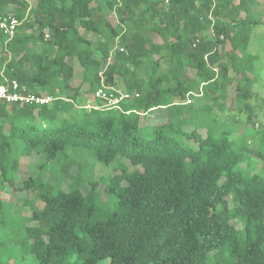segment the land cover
Returning <instances> with one entry per match:
<instances>
[{
	"label": "trees",
	"instance_id": "obj_1",
	"mask_svg": "<svg viewBox=\"0 0 264 264\" xmlns=\"http://www.w3.org/2000/svg\"><path fill=\"white\" fill-rule=\"evenodd\" d=\"M257 1L0 0L20 21L0 34V85L34 96L0 97V188L23 156L59 170L23 179L43 202L31 215L0 198V264H264ZM103 81L132 98L77 103ZM98 164L115 173L96 180Z\"/></svg>",
	"mask_w": 264,
	"mask_h": 264
},
{
	"label": "rangeland",
	"instance_id": "obj_2",
	"mask_svg": "<svg viewBox=\"0 0 264 264\" xmlns=\"http://www.w3.org/2000/svg\"><path fill=\"white\" fill-rule=\"evenodd\" d=\"M254 8L256 10L261 9L262 12V19L263 22L261 25L256 26L251 37V42L249 45V50L252 54L258 55V58H256L254 62V78H253V98L251 100V105L254 108L255 116L257 119V123L254 124L255 127L258 129H264V0H258L255 4ZM96 46V44L93 45V47ZM81 77V76H80ZM88 86V85H85ZM117 90L123 91L124 86L122 83H120L118 86L115 87ZM96 92H86L83 91L80 95V99L77 103L81 105H85V107L90 108L91 105L95 104L96 102ZM47 99V98H46ZM49 99H47L48 101ZM193 105L199 104L200 102L197 101V97H192ZM228 105L235 106V101L233 98L228 99ZM246 110H241L239 113V116L237 117V121H242L243 123L237 124L236 131L234 135L242 134L245 130V126L250 125L246 122ZM247 112V111H246ZM225 116V114H223ZM229 123H234V118L229 119ZM236 123V122H235ZM252 125V124H251ZM251 127V126H250ZM255 131H251V135L254 136ZM37 159V155L33 154L30 156H23L21 158V169L18 172L19 173V179L16 181V187L3 185L0 188V198L2 200L10 202V206H12V209L16 215H31L33 205L42 207L43 202L39 200L36 197V191L34 190H26L25 188H22L23 186V179L29 177L32 175L33 177H40L44 180L51 179L53 181H56L59 177V170L55 172L51 169V165L47 164L46 168L44 169H35L32 163L35 162ZM32 169V170H31ZM77 170L74 169V171ZM110 174L115 173V170H112V166L109 167H103L102 164H98L96 168V173L93 175V177L97 180L100 178L101 175L104 174ZM70 180L64 179L63 181V187L65 189H68V184ZM84 193L88 192L89 184L85 183L82 185ZM99 189L103 191L104 185L101 183L99 185ZM103 198H106V193L103 191ZM17 223H22V220H17ZM6 243V240L4 241ZM1 250V249H0ZM3 259H8L6 255L3 256ZM13 262V259H10V263ZM100 264H109L108 260H106L103 263Z\"/></svg>",
	"mask_w": 264,
	"mask_h": 264
},
{
	"label": "built area",
	"instance_id": "obj_3",
	"mask_svg": "<svg viewBox=\"0 0 264 264\" xmlns=\"http://www.w3.org/2000/svg\"><path fill=\"white\" fill-rule=\"evenodd\" d=\"M169 3V0H166V4ZM20 24L19 19L16 16L9 15V16H0V34L7 35L9 37H12L16 30L18 25ZM13 88L16 89L18 88L19 84L17 80L12 81ZM107 85L104 84V81L102 82V86L96 91L97 97L105 98L108 99L109 101H112L114 103L118 102L120 99L123 98H132L131 94L128 92H121L120 97L116 98H111V95L108 93L106 90ZM112 89H115V87H111ZM191 94H187V102H192V97L191 95H197L193 92H190ZM0 97L6 98L8 101H15L18 99H26V100H32L34 99V96L28 97V96H23L19 94V92H15L13 94H8L7 93V86L6 85H0ZM49 99V98H47ZM47 99H36L41 102L47 101Z\"/></svg>",
	"mask_w": 264,
	"mask_h": 264
},
{
	"label": "crops",
	"instance_id": "obj_4",
	"mask_svg": "<svg viewBox=\"0 0 264 264\" xmlns=\"http://www.w3.org/2000/svg\"><path fill=\"white\" fill-rule=\"evenodd\" d=\"M92 106V105H91Z\"/></svg>",
	"mask_w": 264,
	"mask_h": 264
}]
</instances>
